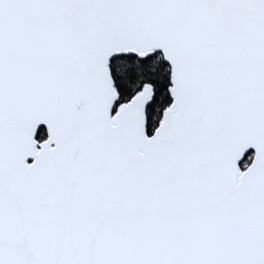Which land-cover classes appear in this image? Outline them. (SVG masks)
Segmentation results:
<instances>
[{"label":"snow or ice","instance_id":"6c2138e0","mask_svg":"<svg viewBox=\"0 0 264 264\" xmlns=\"http://www.w3.org/2000/svg\"><path fill=\"white\" fill-rule=\"evenodd\" d=\"M0 264H264V0H0Z\"/></svg>","mask_w":264,"mask_h":264}]
</instances>
